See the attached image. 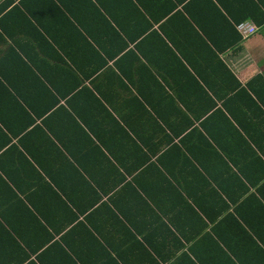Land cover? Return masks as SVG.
<instances>
[{
    "label": "crops",
    "instance_id": "crops-1",
    "mask_svg": "<svg viewBox=\"0 0 264 264\" xmlns=\"http://www.w3.org/2000/svg\"><path fill=\"white\" fill-rule=\"evenodd\" d=\"M257 77L264 0H0V264H264Z\"/></svg>",
    "mask_w": 264,
    "mask_h": 264
},
{
    "label": "trees",
    "instance_id": "trees-1",
    "mask_svg": "<svg viewBox=\"0 0 264 264\" xmlns=\"http://www.w3.org/2000/svg\"><path fill=\"white\" fill-rule=\"evenodd\" d=\"M165 42H166V40H165ZM224 69L226 71H229V69L226 66H224ZM229 73H230V71H229ZM234 83L236 85H239L238 81H236L235 79H234ZM263 85H264V80L261 77H257L254 80H252L251 82H249L248 87L251 88V90H252V92H254V94H256L258 97H260L259 93L257 91V88H259V87L262 88Z\"/></svg>",
    "mask_w": 264,
    "mask_h": 264
},
{
    "label": "built area",
    "instance_id": "built-area-1",
    "mask_svg": "<svg viewBox=\"0 0 264 264\" xmlns=\"http://www.w3.org/2000/svg\"><path fill=\"white\" fill-rule=\"evenodd\" d=\"M238 29L246 36H249V35L255 33V31H256V28H254L251 25L245 24V23L239 24Z\"/></svg>",
    "mask_w": 264,
    "mask_h": 264
}]
</instances>
